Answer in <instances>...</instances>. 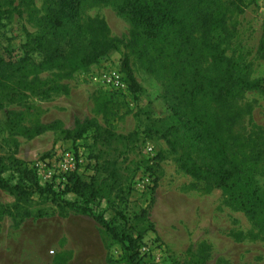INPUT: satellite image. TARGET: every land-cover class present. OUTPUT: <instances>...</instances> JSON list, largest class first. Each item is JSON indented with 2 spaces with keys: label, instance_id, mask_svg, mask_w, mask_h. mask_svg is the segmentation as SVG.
<instances>
[{
  "label": "rangeland",
  "instance_id": "rangeland-1",
  "mask_svg": "<svg viewBox=\"0 0 264 264\" xmlns=\"http://www.w3.org/2000/svg\"><path fill=\"white\" fill-rule=\"evenodd\" d=\"M242 1L240 12L236 0H221L227 10L224 28L211 36L227 58L239 59L247 79L264 81V53L259 50L264 0ZM0 11V54L11 55L16 69L35 47L33 40L49 38L40 21L43 0H0ZM78 23L81 34L68 46L66 60L41 70L20 68L0 88V100L13 114V125L0 115V156L17 145L15 156L34 169L37 182L60 191L71 173L60 168L62 153H80L72 172L85 181L102 180L107 191L89 204L92 213L116 227L128 223L134 235L141 233L143 264H264V225L246 212L252 196L264 201V91L238 93L225 106L201 97L180 69L175 40L145 38L110 3L82 0ZM194 23L188 43L194 49V70L214 77L200 21ZM90 37L118 42L83 67L73 54ZM51 44L47 40L44 45ZM44 53L28 55L38 62ZM124 57L140 88L137 93L130 92L121 70ZM107 70L118 71L123 89L101 81ZM174 110L182 120H218L230 158L243 168L239 182L213 188L179 168L180 150L166 140L171 139L167 130L178 122ZM76 121L85 131L72 138ZM39 125L49 127L32 133ZM106 159L116 164L118 179H101L105 174L96 173ZM10 174L9 169L3 172ZM64 197L82 202L73 193ZM14 202L0 190V264H127L121 243L92 215L60 209L38 195L10 214L2 211Z\"/></svg>",
  "mask_w": 264,
  "mask_h": 264
},
{
  "label": "trees",
  "instance_id": "trees-1",
  "mask_svg": "<svg viewBox=\"0 0 264 264\" xmlns=\"http://www.w3.org/2000/svg\"><path fill=\"white\" fill-rule=\"evenodd\" d=\"M102 3H110L119 15H122L138 34H142L149 40L164 41L168 38L175 40L178 52L182 55L180 69L187 77V83L191 84L194 92L201 97L212 101L215 104L225 106L229 99L245 91H264V81L247 79L241 70L239 59L227 58L219 43L214 41L211 33L218 28L222 30L227 16V10L221 0H93ZM82 0H43V14L40 17L41 24L46 35L49 36L44 42L41 37L33 40L34 46L30 48L24 57L19 59L20 65L14 69L15 62L11 55L4 57L0 54V88L6 81L14 78L17 70L31 67V70H41L57 65V62L66 60L69 54L68 46H71L73 39L80 36L82 28L78 21L80 16V5ZM242 0H236L235 7L242 11ZM197 14V15H194ZM2 11H0V20ZM200 21L202 28V42L207 50L212 68L216 76L211 78L203 77L194 70L192 58L194 49L188 47L190 30L194 27V21ZM259 42V50L264 53V29ZM47 40L52 43L49 47L44 44ZM65 40L64 45L59 42ZM117 39L102 41L94 37L88 38L73 55L76 61L83 67L96 63L100 58L107 55L116 48ZM68 48V49H65ZM44 53V58L34 61L29 52ZM73 53V52H72ZM71 55V54H70ZM193 68V69H192ZM121 70L126 74L128 89L137 93L140 88L130 70L127 57L121 62ZM177 117V124L169 127L168 134L171 139H166L171 149L180 150L177 163L179 168L195 180L206 182L209 187L226 188L229 185L239 182L243 173L240 163L230 158L225 142L222 140L218 120L209 122H195ZM0 115L6 123L13 125L12 111L6 109L0 100ZM15 124V123H14ZM78 128L76 133L70 135L72 138H79L84 125L76 121ZM202 125V126H200ZM49 126L39 125L33 129L34 134H39ZM68 136L70 132L66 131ZM25 133L31 134L26 130ZM164 138L166 136L164 135ZM101 137L96 139L101 141ZM105 137L103 141H105ZM101 144H105L102 142ZM100 151L102 149H99ZM17 145L7 149V154L0 156V190L5 191L15 198L13 208L3 207L2 211L10 214L17 209L21 203L28 202L32 196L38 195L45 200L54 203L60 209H70L81 214H90L93 219L107 232L112 239H115L126 251L127 264H143L141 261V240L142 235L132 233L131 226L123 223L116 227L101 215L92 213L89 204L105 196V188L102 180L92 177L90 181L82 180L76 172L67 175L62 190L56 191L52 185L39 184L33 168L27 166L22 160L15 156ZM109 159L98 163L96 173L105 174L101 179H118L116 164ZM10 170L8 177L3 172ZM73 193L82 199L81 203L69 201L63 198L64 194ZM250 205L246 212L252 218L264 225V201L257 195L247 200Z\"/></svg>",
  "mask_w": 264,
  "mask_h": 264
},
{
  "label": "built area",
  "instance_id": "built-area-1",
  "mask_svg": "<svg viewBox=\"0 0 264 264\" xmlns=\"http://www.w3.org/2000/svg\"><path fill=\"white\" fill-rule=\"evenodd\" d=\"M101 81L114 89H123L124 84L118 71L107 70L101 75ZM81 159V154L70 150L61 155L60 168L63 173L76 170V166Z\"/></svg>",
  "mask_w": 264,
  "mask_h": 264
}]
</instances>
